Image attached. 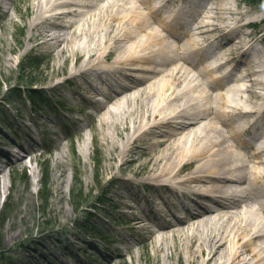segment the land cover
I'll return each mask as SVG.
<instances>
[{"label": "bare ground", "instance_id": "obj_1", "mask_svg": "<svg viewBox=\"0 0 264 264\" xmlns=\"http://www.w3.org/2000/svg\"><path fill=\"white\" fill-rule=\"evenodd\" d=\"M163 1L160 7L183 2ZM233 1L205 0L184 33L154 26L156 17L145 10H158L150 7L148 0L30 2L28 40L65 60L83 58L69 71L67 80L86 72L102 76L126 71L129 83L119 84L99 106V124L92 128L95 136L100 128L110 125L119 136H131L123 149L110 143V159L144 167L142 177L155 190L160 187L173 197L181 192L187 199L201 200L197 198L198 211L190 210L184 218L176 215L170 222L164 221L148 199L141 202L135 198L136 206L125 204V211L131 213L129 230L144 229L145 246L155 250L158 264L171 263L174 258L183 264H264V116L250 126L252 117L264 113V80L260 78L264 60L245 63L239 79L232 72L219 76L230 63L245 56L239 52L248 48L249 53L260 40L257 34L243 33L256 20H247V12L231 7ZM190 12L182 10L181 16ZM4 16L9 24L14 23L9 9ZM228 16L235 19L223 25ZM165 22L170 23L166 18ZM223 30L235 37L221 42L217 33ZM206 41L217 42L219 53H204L199 45ZM192 55L203 60L204 67L200 68ZM141 72L144 75H139ZM239 82L248 84L238 88ZM95 92L99 94L98 88ZM110 115L120 116L110 120ZM259 129L263 131L253 144L236 136V132L251 135ZM146 137H150L148 148L141 145ZM23 159V155H15L12 165L26 166ZM56 162L61 165L56 183L62 192L66 178L63 154ZM222 193L243 195L238 199L227 196L235 199L229 204L207 197ZM158 199L159 206L166 208L164 215L185 210L181 201L171 204L162 195ZM147 206L150 214H145ZM117 256L123 258V254ZM115 263L112 259L101 264Z\"/></svg>", "mask_w": 264, "mask_h": 264}, {"label": "rangeland", "instance_id": "obj_2", "mask_svg": "<svg viewBox=\"0 0 264 264\" xmlns=\"http://www.w3.org/2000/svg\"><path fill=\"white\" fill-rule=\"evenodd\" d=\"M30 2L32 0H0V169H3L0 174V241L3 247L0 264L6 261L9 264H101L112 259L115 264H158L155 250L145 246L144 229L129 230L127 223L131 213L125 211V204L136 206L135 198L141 202L148 199L156 205L152 208L164 216L165 222L185 213L174 210L173 215H164L166 208L159 206L158 196L162 195L172 204L175 200L172 194L160 187L154 190L149 180L142 177L144 167L139 169L128 161L121 165L110 159V143L116 142L123 149L131 136H119L113 125L100 128L99 136L92 131L95 123L99 124L96 118L99 106L113 89L129 83L130 79L122 70L102 76L86 72L67 80L69 71L83 58L71 56L65 60L28 40ZM230 6L247 12V20H256V27L244 28L243 33H254L260 38L253 50L247 54V49L239 52L238 55L244 53L245 56H240L219 73L223 76L224 72H232L239 79L245 63L264 60V6L252 0H234ZM8 9L13 24L4 16ZM145 11L156 17L154 26L177 30L165 22L159 12L151 8ZM234 19L228 16L223 25H230ZM217 35L223 38L221 42L235 37L228 30ZM236 67L240 68L237 72L234 71ZM260 78L264 80V75ZM33 80L38 83L30 95L43 112L33 110L27 101V84ZM59 82L62 84L54 88ZM20 83L24 84L21 86L24 94L9 91L19 88ZM247 84L239 82L236 87L245 88ZM95 88L99 90L98 95ZM6 99H9L8 104L3 103ZM119 116L110 115V120ZM119 126L122 127V123ZM236 136L242 142H251L239 132ZM149 138L142 141V147L148 148ZM25 152L30 154L24 155ZM59 154H63L66 164L62 192L56 183L61 171V165L56 162ZM15 155H23L26 166H13ZM44 176L48 179L46 202L41 196ZM84 201L92 208L78 210L77 206ZM188 201L190 206L197 208L194 202ZM5 204L7 208L4 209ZM150 213L147 206L145 214ZM47 227L49 231L42 233ZM119 254H123V258L117 256ZM165 263L183 264L177 258L171 263L165 260Z\"/></svg>", "mask_w": 264, "mask_h": 264}, {"label": "trees", "instance_id": "obj_3", "mask_svg": "<svg viewBox=\"0 0 264 264\" xmlns=\"http://www.w3.org/2000/svg\"><path fill=\"white\" fill-rule=\"evenodd\" d=\"M252 2L255 3V4L264 5V0H252ZM37 83H38V81L33 80V81H30L29 84H27V87L29 88V90H28V93L29 94L27 96V100L31 103L32 109H36L38 111L43 112L42 109L38 107V102L34 99V96L33 95H30V92H34L33 89H34V86L37 85ZM23 85H24L23 83H20L19 88H12L9 91L16 92V93H18V95H22V94H24V92H23V90L21 88V86H23ZM3 103L4 104H8L9 103V99L4 100ZM47 181H48L47 176H44L43 177V180H42V190H41V196H42V199L44 200V202H46L48 200V198H49L48 196H46V192L48 191L47 190ZM85 202L86 201H84L83 203H81L80 205H78L77 206V209L78 210H80V209L86 210V207H87L86 205L87 204ZM5 208H7V204L4 205V209ZM87 208H90L91 209L92 207L89 206ZM49 228L50 227H47L45 230H43L42 233H46L47 231H49ZM51 229L53 230L54 227L51 228ZM2 251H3V247H2V243L0 241V253ZM3 262L4 261H2V263ZM4 264H9V263H8V261H6Z\"/></svg>", "mask_w": 264, "mask_h": 264}]
</instances>
